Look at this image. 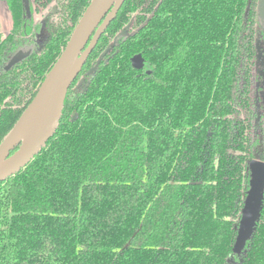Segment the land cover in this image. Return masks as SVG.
Returning a JSON list of instances; mask_svg holds the SVG:
<instances>
[{
	"label": "trees",
	"instance_id": "obj_1",
	"mask_svg": "<svg viewBox=\"0 0 264 264\" xmlns=\"http://www.w3.org/2000/svg\"><path fill=\"white\" fill-rule=\"evenodd\" d=\"M2 1L12 29L0 34V144L92 0H29L31 18L22 0ZM258 5L125 0L52 137L0 182V264H264V193L233 252L249 164L264 163Z\"/></svg>",
	"mask_w": 264,
	"mask_h": 264
},
{
	"label": "water",
	"instance_id": "obj_2",
	"mask_svg": "<svg viewBox=\"0 0 264 264\" xmlns=\"http://www.w3.org/2000/svg\"><path fill=\"white\" fill-rule=\"evenodd\" d=\"M27 18H31L29 0H22ZM125 0H92L76 24L60 57L45 76L38 91L11 132L0 144V182L23 168L49 141L59 123L67 92L82 71L100 37L116 17ZM258 11L264 18V0ZM31 51L18 50L6 69L21 62ZM135 70H142L144 59L131 58ZM150 74V71H146ZM249 184L239 220L233 252L240 254L251 238L264 193V163L256 154L249 164Z\"/></svg>",
	"mask_w": 264,
	"mask_h": 264
},
{
	"label": "rangeland",
	"instance_id": "obj_3",
	"mask_svg": "<svg viewBox=\"0 0 264 264\" xmlns=\"http://www.w3.org/2000/svg\"><path fill=\"white\" fill-rule=\"evenodd\" d=\"M38 15H34V19H38ZM264 25V18H260ZM12 29V19L8 5L5 1L0 0V34L7 35ZM33 45H25L22 47L23 51H31ZM257 71L264 75V49H260L257 45ZM264 84V82H263ZM261 103L264 105V90L260 93Z\"/></svg>",
	"mask_w": 264,
	"mask_h": 264
},
{
	"label": "flooded vegetation",
	"instance_id": "obj_4",
	"mask_svg": "<svg viewBox=\"0 0 264 264\" xmlns=\"http://www.w3.org/2000/svg\"><path fill=\"white\" fill-rule=\"evenodd\" d=\"M23 50V49H22ZM85 66V65H84ZM261 74V73H260ZM262 75V74H261ZM263 76V78H264V75H262Z\"/></svg>",
	"mask_w": 264,
	"mask_h": 264
}]
</instances>
